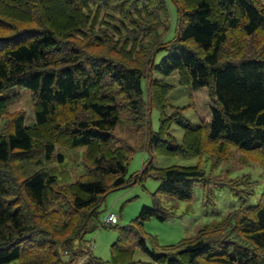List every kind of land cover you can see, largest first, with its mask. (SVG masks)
I'll list each match as a JSON object with an SVG mask.
<instances>
[{"label": "trees", "instance_id": "obj_1", "mask_svg": "<svg viewBox=\"0 0 264 264\" xmlns=\"http://www.w3.org/2000/svg\"><path fill=\"white\" fill-rule=\"evenodd\" d=\"M169 2L176 26L167 41ZM92 10L119 16L123 46L96 32ZM175 72L180 87L207 90L208 123L193 129L179 116H166L171 88L153 75ZM13 88L31 93L34 125L24 127L18 115L0 132V264H142L133 260L136 250L149 264H264V189L247 207L254 197L247 178L220 184L241 208L194 238L156 253L142 232L151 219L174 217L158 196L190 203L201 186L203 206L213 203L209 176L199 166L155 169L153 154L221 161L237 150L264 168L260 0H0V94ZM152 110L159 117L156 133L149 129ZM122 120L146 128L151 159L140 179H126L132 151L115 136ZM173 124L184 132L180 146L168 135ZM56 147L85 150L82 181L61 186L49 173L63 161ZM146 178L159 184L152 207L116 230L109 262L93 259L85 237L97 229L104 198Z\"/></svg>", "mask_w": 264, "mask_h": 264}, {"label": "rangeland", "instance_id": "obj_2", "mask_svg": "<svg viewBox=\"0 0 264 264\" xmlns=\"http://www.w3.org/2000/svg\"><path fill=\"white\" fill-rule=\"evenodd\" d=\"M264 7V0H260ZM169 29L165 40H170L174 34L176 26V9L167 3ZM55 14L60 9L54 5ZM95 16V30L105 34L120 45L125 44V30L118 15H109L112 19L104 14L96 15L92 10L91 21ZM124 24V23H122ZM131 42L126 44V51L131 48ZM163 57L159 55L156 63ZM153 79L163 81L171 91L166 96L167 110L166 116H179L189 122L191 128H197L201 124L208 123L211 118V108L213 103L209 99L206 89L190 92L178 84V75L173 73L167 78L158 74L153 75ZM0 132L11 118L23 116V125L30 128L34 125L33 100L29 91L19 88H13L0 94ZM158 112L152 110L149 116V129L153 133L158 131L159 123ZM146 128L140 127L138 122L122 120L116 127L115 136L118 141L128 145L131 149V155L128 159L126 168V179L134 180L135 177L140 179L139 174L143 165L151 157L145 150V132ZM168 135L174 140L176 146L181 145L184 135L182 129L172 125L168 130ZM83 148L68 150L64 148H55V156H62V163L50 165L49 173L55 175L60 185L67 186L75 182L82 181L86 177L87 169L82 162ZM254 157L242 155L237 150H231L229 154L217 161L216 158L206 157L199 158H178L168 157L160 153L152 156V163L155 169H167L171 167L192 168L199 166L206 175L209 176L211 186L209 190L213 198L211 205L203 206V190L201 186L194 187L193 198L190 203L179 202L168 197L158 196L157 200L161 207L167 213H172L174 217L165 223H159L154 219L149 220L143 226V234L149 249L160 253L161 249L171 246H177L179 243L190 240L196 236L199 230L206 226H212L221 219L229 216L232 211L241 208L238 201L235 200L227 190H219L220 184L225 186L238 182L244 178L250 179L254 183V197L249 199L248 205H255L264 189V173L261 163L253 161ZM159 187L158 182L146 178L142 182L138 181L135 185L125 189H117L109 193L102 202L98 210V220L94 223L96 230L90 232L85 237L88 248L91 246L93 259L107 263L110 261V247L117 240L116 230L130 225L139 215L143 208L152 207V196ZM112 214L117 219V223L112 227H102L103 219L107 214ZM99 223V225H98ZM86 260V259H84ZM134 262L149 264V259L136 250L133 256ZM67 261V258H63ZM82 262V261H81ZM80 262L76 263L79 264Z\"/></svg>", "mask_w": 264, "mask_h": 264}, {"label": "built area", "instance_id": "obj_3", "mask_svg": "<svg viewBox=\"0 0 264 264\" xmlns=\"http://www.w3.org/2000/svg\"><path fill=\"white\" fill-rule=\"evenodd\" d=\"M117 219L112 214H107L106 217L103 219L102 226L109 227L116 224Z\"/></svg>", "mask_w": 264, "mask_h": 264}]
</instances>
